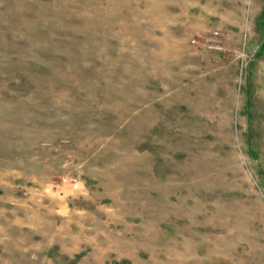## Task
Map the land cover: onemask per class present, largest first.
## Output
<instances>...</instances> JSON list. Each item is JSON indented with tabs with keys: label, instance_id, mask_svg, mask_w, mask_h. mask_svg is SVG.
Returning <instances> with one entry per match:
<instances>
[{
	"label": "rangeland",
	"instance_id": "rangeland-1",
	"mask_svg": "<svg viewBox=\"0 0 264 264\" xmlns=\"http://www.w3.org/2000/svg\"><path fill=\"white\" fill-rule=\"evenodd\" d=\"M264 0H0V264H264Z\"/></svg>",
	"mask_w": 264,
	"mask_h": 264
},
{
	"label": "crops",
	"instance_id": "crops-1",
	"mask_svg": "<svg viewBox=\"0 0 264 264\" xmlns=\"http://www.w3.org/2000/svg\"><path fill=\"white\" fill-rule=\"evenodd\" d=\"M262 94H263V96H264V88H263V93H262Z\"/></svg>",
	"mask_w": 264,
	"mask_h": 264
}]
</instances>
